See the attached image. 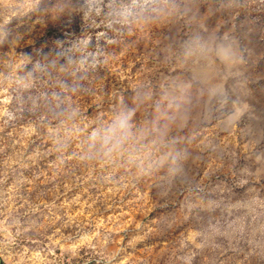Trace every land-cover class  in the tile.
<instances>
[{
    "label": "rangeland",
    "instance_id": "1",
    "mask_svg": "<svg viewBox=\"0 0 264 264\" xmlns=\"http://www.w3.org/2000/svg\"><path fill=\"white\" fill-rule=\"evenodd\" d=\"M0 264H264V0H0Z\"/></svg>",
    "mask_w": 264,
    "mask_h": 264
}]
</instances>
